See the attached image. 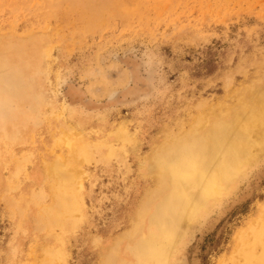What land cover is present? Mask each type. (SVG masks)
Instances as JSON below:
<instances>
[{"label": "rangeland", "instance_id": "1", "mask_svg": "<svg viewBox=\"0 0 264 264\" xmlns=\"http://www.w3.org/2000/svg\"><path fill=\"white\" fill-rule=\"evenodd\" d=\"M263 55L264 0H0V264H44L46 255L95 263L138 208L149 185L138 159L160 130L189 104L220 97L239 62ZM116 64L129 82L92 97ZM114 124L137 133L138 145L93 149L89 159L68 153L66 137L98 142ZM262 157L195 215L173 264H219L233 251L264 202ZM58 160L84 171L79 225L68 233L41 226L48 164ZM120 245L119 255H133Z\"/></svg>", "mask_w": 264, "mask_h": 264}, {"label": "bare ground", "instance_id": "2", "mask_svg": "<svg viewBox=\"0 0 264 264\" xmlns=\"http://www.w3.org/2000/svg\"><path fill=\"white\" fill-rule=\"evenodd\" d=\"M261 58L239 62L223 78L220 97L189 104L160 130L149 151L138 159L141 176L149 185L128 228L92 264H173L176 242L190 229L195 215L233 191L263 159L264 55ZM107 78L105 84L89 90L92 97L102 98L124 87L130 76L126 67L116 64L108 69ZM113 126V132L98 142H90L87 136L66 137L68 153L88 158L93 149L99 155L105 148L114 154L118 144L138 145L137 133L132 136L127 127ZM75 133L79 132L72 129L68 135ZM4 135L10 138L9 133ZM74 165L75 160L48 164L44 186L52 200L41 213V226L50 231L58 225L68 233L79 225L73 214L82 213L84 171L77 172ZM123 240L133 255H119ZM46 256L44 264H54V255ZM55 257L67 264L61 255ZM219 264H264V202L238 231L233 251Z\"/></svg>", "mask_w": 264, "mask_h": 264}]
</instances>
